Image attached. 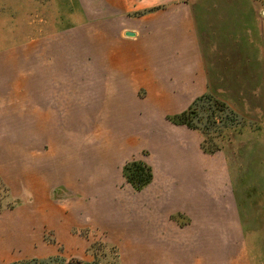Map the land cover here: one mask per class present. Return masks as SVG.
<instances>
[{"label":"rangeland","instance_id":"374dc122","mask_svg":"<svg viewBox=\"0 0 264 264\" xmlns=\"http://www.w3.org/2000/svg\"><path fill=\"white\" fill-rule=\"evenodd\" d=\"M105 16V0H0V264H264V66L212 85L246 123L208 155L180 113L108 114ZM234 54L216 70L238 76ZM136 160L142 191L123 177Z\"/></svg>","mask_w":264,"mask_h":264},{"label":"crops","instance_id":"0c3cea01","mask_svg":"<svg viewBox=\"0 0 264 264\" xmlns=\"http://www.w3.org/2000/svg\"><path fill=\"white\" fill-rule=\"evenodd\" d=\"M105 1L106 91L121 105L107 106L111 116L140 99L153 115L181 113L204 94L220 99L214 84L253 82L241 68L264 66V12L255 0ZM221 51L237 54L238 76L216 70Z\"/></svg>","mask_w":264,"mask_h":264},{"label":"trees","instance_id":"16d2710c","mask_svg":"<svg viewBox=\"0 0 264 264\" xmlns=\"http://www.w3.org/2000/svg\"><path fill=\"white\" fill-rule=\"evenodd\" d=\"M168 120L175 126L200 132L203 136L200 148L208 155H214L222 150L221 137L224 132H241L246 123V120L225 102L209 93L196 98L185 111L168 117ZM123 177L135 191H142L151 184L153 171L145 162L136 160L123 167ZM110 258L111 262L105 264H120L115 254ZM71 264H101V262L95 258L93 262L76 261Z\"/></svg>","mask_w":264,"mask_h":264}]
</instances>
